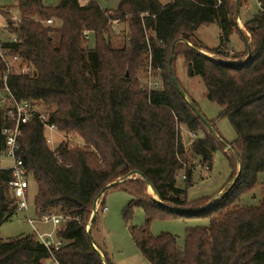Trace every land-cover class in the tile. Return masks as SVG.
<instances>
[{
    "label": "trees",
    "instance_id": "trees-1",
    "mask_svg": "<svg viewBox=\"0 0 264 264\" xmlns=\"http://www.w3.org/2000/svg\"><path fill=\"white\" fill-rule=\"evenodd\" d=\"M15 1L21 21L9 19L7 30L17 35L18 42L2 44L22 58L30 73L12 74L10 88L18 100L42 107L61 132L81 140V144L65 140L53 150L37 118L22 127L19 139L18 156L38 186L37 218L65 217L55 231V238L62 241L55 250L60 264H115L92 232L107 208L105 195L117 187L131 195L123 219L149 263L264 264V194L257 206L241 203L243 195L258 186V174L264 173V0H258L259 10L245 22V30L236 20L242 0H171L168 4L122 0L116 10L104 9L100 0ZM128 17V43L112 48V22ZM53 18L58 26L45 24ZM213 23L222 30L220 45L206 49L194 43L195 32ZM236 29L247 44L245 53L229 49ZM86 32L94 36V47L89 46ZM171 53L176 61L184 57L188 76L201 77L207 98L222 108L220 118H228L235 129L234 142L221 136L219 140L180 94L172 78L171 70L175 75L176 70ZM150 54L154 68L164 72L161 90L144 89L139 80ZM208 121L217 131L215 121ZM9 123L0 106V128ZM182 125L203 132L188 149L181 137ZM228 147L235 151L228 156L233 183L217 201H188L195 161L212 169L216 152L225 153ZM181 170L185 171L183 188L177 186ZM133 172L144 177L129 178ZM147 179L154 187L153 196L147 194ZM12 180L10 170L0 169V229L19 211ZM114 182L119 183L98 200L89 233L95 202ZM136 207L146 214L142 227L132 223ZM190 217H207L210 223L187 227L184 248L178 245V236H154L150 231L155 218ZM46 262L53 264L36 231L10 240L0 236V264Z\"/></svg>",
    "mask_w": 264,
    "mask_h": 264
},
{
    "label": "rangeland",
    "instance_id": "rangeland-1",
    "mask_svg": "<svg viewBox=\"0 0 264 264\" xmlns=\"http://www.w3.org/2000/svg\"><path fill=\"white\" fill-rule=\"evenodd\" d=\"M87 0H82L85 2ZM122 0H100V4L104 9L116 10ZM163 4H168L171 0H161ZM50 2V1H48ZM242 7L236 16L237 24L245 30V22L250 20L259 10L258 0H242ZM18 3L15 0H0V38H7L6 26L9 19L15 20L21 14L18 10ZM236 11V10H235ZM54 22L51 26H58L59 22L53 18ZM44 21V20H43ZM42 21V22H43ZM18 22V21H17ZM46 24V23H45ZM48 25V24H47ZM221 27L218 23L201 26L193 37L194 43L206 49H214L220 45ZM250 37V33L246 32ZM131 35L129 17L126 20L112 23V31L110 34V45L112 48H122L128 43V38ZM229 49L236 53H245L247 44L242 34L236 29L230 36ZM94 36L90 35L89 46L94 47ZM209 53V52H208ZM206 54V53H205ZM213 54L210 53V56ZM171 63L174 64L176 77L183 86V89L188 95L191 102H195L204 116L212 121H215L216 129L219 135L228 143L236 140L237 134L228 118H220L222 108L211 102L206 96V87L201 77L188 76L186 69V60L184 57H178L175 60V55H169ZM172 58V59H171ZM176 61V62H175ZM176 63V64H175ZM152 67L153 80L159 83V89L164 88V72L161 69H155L150 64V58L146 60L145 67L139 74V80L142 86H146L149 80V70ZM39 110H45L37 106ZM181 137L188 149L190 147L189 129L184 125L180 127ZM199 137L203 136L202 131H198ZM48 143L51 149L55 150L60 143L65 140H71L76 144H81V140L75 136H67L64 132H46ZM226 153V154H225ZM225 153L218 150L214 156V164L212 169L203 166L199 160H196V167L193 174V185L187 189L188 201H196L202 198H213L217 201L226 191L228 185H231V177L233 169L228 158L229 155L234 156L235 151L227 148ZM239 171V167L236 172ZM185 171L181 170L177 175V186L185 187L184 182ZM259 184L252 192L243 195L241 203L243 205L257 206L259 205L264 194V173L258 174ZM147 188V194L153 196V191ZM38 186L33 179H30L29 202H30V217L35 220L36 227L41 232H49L53 229L52 224H43L37 218L34 210V198L37 193ZM106 206L108 210L100 213L98 226L93 230L92 235L95 242L107 252L111 260L115 264H151L142 255L138 249L132 231L128 224L123 219V209L131 201V195L121 187L110 189L105 195ZM27 213L18 211L16 215L5 222L0 229V236L4 240H10L21 235L31 234L34 232V227L27 221ZM133 225L142 227L146 223V214L142 207L134 209ZM210 223L207 217H190L177 219H160L155 218L150 225V231L154 236L161 233H171L178 236V245L181 248L185 246V232L187 227H206ZM45 264H51L46 262Z\"/></svg>",
    "mask_w": 264,
    "mask_h": 264
},
{
    "label": "built area",
    "instance_id": "built-area-1",
    "mask_svg": "<svg viewBox=\"0 0 264 264\" xmlns=\"http://www.w3.org/2000/svg\"><path fill=\"white\" fill-rule=\"evenodd\" d=\"M149 15L143 13L142 16ZM20 22L21 18H15ZM53 19L45 21L46 24L52 25ZM119 20H114L112 23H118ZM8 26V25H7ZM5 28L7 38H0V57L4 63V70L0 71V106L5 108L7 120L10 121L9 125L0 128V138L4 144V148L0 150V169H7L12 172L13 180L10 182V187L13 195L17 199L19 211L27 213V221L33 225L34 231L37 232L39 239L46 246L49 251L50 259L53 264H60L55 256V250L62 244L61 240L55 238V231L65 217L62 215L45 214L40 218L43 224H52L53 229L49 232H41L35 225V220L30 217V202H29V188L30 178L28 170L25 166L24 160L18 156V149L20 146L19 139L22 136V127L28 124L33 119L37 118L44 126L45 138L48 141L46 132H59L57 124L51 123L49 115L38 109L37 106L26 102L20 101L16 98L9 85V77L12 74H29V67L23 63L20 56L15 55L11 50L6 49L2 42H18L16 34H12ZM85 38L90 39V33H85ZM150 64L152 65V55L150 54ZM149 80L144 89L160 90L159 83L154 81L152 67L149 70ZM190 141L189 145L194 143L198 138V132L189 130ZM185 178V176H184ZM107 208L105 209V211Z\"/></svg>",
    "mask_w": 264,
    "mask_h": 264
},
{
    "label": "water",
    "instance_id": "water-1",
    "mask_svg": "<svg viewBox=\"0 0 264 264\" xmlns=\"http://www.w3.org/2000/svg\"><path fill=\"white\" fill-rule=\"evenodd\" d=\"M190 46H192L190 44ZM251 57V49L249 48V54H248V57L247 59H249ZM172 59V58H171ZM171 73H172V78H173V82L174 84L176 85V87L178 88L180 94L183 96V98H185L189 103L190 105L192 106V109L193 111L198 115V117L202 120V122L207 126V128L219 139L221 140V137L220 135L218 134V132L214 129L213 125L208 121V119L203 115V113L201 112V110L198 108V106L196 104H194L193 102H191L188 98V95L187 93L185 92V90L180 86L179 82H178V79L176 77V75L174 74L173 70H171ZM230 148V147H228ZM133 175H141L143 176L142 174L138 173V172H133L130 174L129 178H132ZM144 177V176H143ZM238 179V176L236 177V179L234 180V183L237 181ZM147 182L149 184V187L154 191V187L152 186L151 182L147 179ZM117 183L119 182H114L112 184H109L106 186V188L103 190V192L100 194V196L97 198L96 202H95V205H94V213L92 215V218L90 220V223L88 225V232L90 233L91 230H92V227H93V223H94V219L96 217V213H97V207H98V200L99 198L101 197V195L111 186L113 185H116ZM157 202L161 203L162 202L159 200V199H155ZM95 249L97 250L99 256L102 258V260L106 263L105 261V258L103 256V254L97 249V247L94 245Z\"/></svg>",
    "mask_w": 264,
    "mask_h": 264
},
{
    "label": "bare ground",
    "instance_id": "bare-ground-1",
    "mask_svg": "<svg viewBox=\"0 0 264 264\" xmlns=\"http://www.w3.org/2000/svg\"><path fill=\"white\" fill-rule=\"evenodd\" d=\"M149 190H152L151 188H149ZM153 191V190H152Z\"/></svg>",
    "mask_w": 264,
    "mask_h": 264
},
{
    "label": "crops",
    "instance_id": "crops-1",
    "mask_svg": "<svg viewBox=\"0 0 264 264\" xmlns=\"http://www.w3.org/2000/svg\"><path fill=\"white\" fill-rule=\"evenodd\" d=\"M107 210H108V207H107Z\"/></svg>",
    "mask_w": 264,
    "mask_h": 264
}]
</instances>
